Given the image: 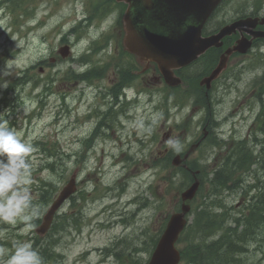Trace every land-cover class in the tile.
Masks as SVG:
<instances>
[{
    "label": "rangeland",
    "instance_id": "rangeland-1",
    "mask_svg": "<svg viewBox=\"0 0 264 264\" xmlns=\"http://www.w3.org/2000/svg\"><path fill=\"white\" fill-rule=\"evenodd\" d=\"M89 1L26 0L16 8L5 4L0 11V56H3L0 68L4 65L11 68V74L0 76V85L6 84L7 87L19 75L25 74L23 71L27 68L28 76L32 79L8 96L14 103L18 101L16 107L10 108L5 115L0 112V120L7 119L9 127L35 148L30 157L32 182L28 187L31 201L38 197L43 180L58 183L60 190L74 171L78 175V189L81 192L76 194L74 200L65 203L59 214L80 210L84 218L77 228L67 226L57 235L56 251L61 256L54 264H123L109 248L115 252L121 249L133 252L135 246L143 248L144 241L163 227L179 199L178 187L170 186L165 180L166 172L152 166L160 148L159 141L170 126H176L173 124L184 119L192 124L190 133H185L183 137L184 143L202 129L198 125L200 108H176L174 99H165L168 95L160 83L151 88L154 101L147 107H138L137 104L127 106L126 114L134 116L131 119H127V115L121 116L119 123L108 130L110 138L95 136L90 146L85 144L86 137L90 136L96 125V119H88V115L105 106L100 91L106 81L101 78L93 82L67 81L64 74L67 70L84 71L89 65L81 64L77 59L97 48L96 43H91L101 33H113L108 18L104 23L92 24L86 37L80 41L70 34L69 29L83 18ZM245 2L249 3L247 0L227 2L210 20L208 28L223 24L232 16L233 10ZM66 34L73 43L71 54L60 59L58 49ZM114 52L112 45H103L98 53H92L91 63L99 65L108 62ZM259 53L253 49L243 59V66L234 67L233 64L228 79L214 91V112L220 120L216 129L225 138L233 136L239 139L250 131L258 111L251 83L260 73H264V48L262 55ZM52 77L55 78L54 83L50 80ZM50 84L56 87L50 95L42 98L41 103L40 98L45 96L44 89ZM6 87L0 88V101ZM63 94H66L65 103ZM146 120L148 122L144 123ZM147 129L157 133L158 138L154 139V143L150 140L152 136H146ZM181 134L184 132L175 131L171 137ZM44 146L71 156L63 154L56 170H51L45 166L49 149L44 151ZM217 152L216 148L203 147L194 156L202 157L203 161L212 165L211 158L217 157ZM81 154L86 156L84 162L78 161ZM61 175L64 177L61 178ZM83 192L85 197L82 196ZM200 201L201 197L197 196L193 204ZM244 201L241 191L230 193L226 199V203L235 205L236 210L243 208ZM74 202H77L75 208ZM32 205L38 208L40 217L47 208L41 211L38 205ZM31 224L32 228L24 231L22 221L18 220L14 225L0 221V264H6L8 256L14 251L11 244L32 243L37 226ZM258 251L251 249L250 253L252 261L256 263L263 257V253ZM132 256L141 262L149 257L146 250L134 252Z\"/></svg>",
    "mask_w": 264,
    "mask_h": 264
},
{
    "label": "trees",
    "instance_id": "trees-1",
    "mask_svg": "<svg viewBox=\"0 0 264 264\" xmlns=\"http://www.w3.org/2000/svg\"><path fill=\"white\" fill-rule=\"evenodd\" d=\"M85 59L84 57L82 58ZM97 66H95L96 68ZM93 69L89 74H83L84 78L91 81L98 74ZM195 85V84H194ZM198 86V85H197ZM197 88V87H195ZM198 89V88H197ZM260 94V93H259ZM264 94V90L262 92ZM260 109L257 117L258 130L250 138L231 139L228 142L222 138L214 137L209 140L206 147L220 146L223 155L219 153V163L211 172L203 169L201 187L199 189L202 201L196 204L192 223L186 228L181 236L185 241L182 249V258L188 264H262L264 260V173L260 174L258 168L264 170V98L259 96ZM205 103V101H204ZM59 153H53L45 164L51 170H56L62 159ZM170 155L161 159L160 164L164 168L169 166ZM256 166V169L253 167ZM192 168L201 167L198 160L191 163ZM205 173V174H204ZM211 174V176H210ZM178 180L171 175V184L179 181L180 185H186L192 180L189 172L183 171ZM63 178L64 176L61 175ZM169 178V175L166 177ZM208 182L207 188L205 183ZM38 197L35 203L41 211L55 197L58 184L43 180L40 182ZM242 192L245 198L244 210L233 212L225 204L223 195ZM234 207V206H233ZM40 217L32 220L33 224H39ZM81 217L78 215H62L57 219L45 239L34 237L33 248L38 251L43 259V264L48 263L54 256V246L58 240L56 236L64 228L65 224L78 225ZM161 231V229H160ZM159 232H154L149 239L144 241L146 252L151 253L154 249ZM251 249L263 253V257L256 263L250 257ZM141 249L134 247L133 252L123 249L116 252L120 260L131 264H145L144 261L135 259L132 255Z\"/></svg>",
    "mask_w": 264,
    "mask_h": 264
},
{
    "label": "water",
    "instance_id": "water-1",
    "mask_svg": "<svg viewBox=\"0 0 264 264\" xmlns=\"http://www.w3.org/2000/svg\"><path fill=\"white\" fill-rule=\"evenodd\" d=\"M130 3L126 13L128 22L127 48L136 53L141 61H156L164 75L165 80L171 85H177L181 78L174 73V69L187 65L198 55L212 45L221 44L223 36L242 28V22L255 26L257 18L248 17L226 25L217 34L202 36V28L208 17L221 0H127ZM143 19L145 25L135 26V20ZM149 23V24H147ZM255 36H264V32ZM253 35V37H255ZM252 39L242 37L238 40L235 49L246 51L251 45ZM233 50L229 51L230 54ZM65 56L68 49L62 51ZM228 56H225L212 75L201 83L208 86L213 78H216L226 66ZM193 145L189 152L195 149ZM187 156V155H186ZM175 164L180 163L179 157L174 159ZM196 179L182 193L181 211L173 213L167 227L161 235L156 249L148 264H176L180 259V252L175 243L180 233L186 226V214L190 211L191 201L199 187ZM76 181L73 176L62 189L58 197L50 205L43 216V221L37 227V232L44 234L50 228L54 215L62 203L75 191Z\"/></svg>",
    "mask_w": 264,
    "mask_h": 264
},
{
    "label": "clouds",
    "instance_id": "clouds-1",
    "mask_svg": "<svg viewBox=\"0 0 264 264\" xmlns=\"http://www.w3.org/2000/svg\"><path fill=\"white\" fill-rule=\"evenodd\" d=\"M9 74L8 65L0 68V76ZM5 87L6 84L0 85ZM169 144L179 150L178 142L169 141ZM34 151L32 143L22 140L9 127L7 119L0 120V221L13 225L22 221L24 231L32 228L31 221L39 215L38 208L32 205L28 187L32 182L30 157ZM6 264H43V259L31 242H23L14 245Z\"/></svg>",
    "mask_w": 264,
    "mask_h": 264
},
{
    "label": "flooded vegetation",
    "instance_id": "flooded-vegetation-1",
    "mask_svg": "<svg viewBox=\"0 0 264 264\" xmlns=\"http://www.w3.org/2000/svg\"><path fill=\"white\" fill-rule=\"evenodd\" d=\"M101 4H103L102 8L104 9V11L112 10V12H115V13L118 14V18H116V26L119 27L120 35L122 36V31H121L120 27L121 26L123 27V24H122V21L120 22L119 20H122V16H123L124 10L126 8V5H125V8H124L123 7V3L117 2L116 0H102ZM256 29L258 30V29H262V28L261 27H257ZM244 33H245V35L249 36V34L247 32H244ZM114 41H115V43L117 45H119L121 43V41H122V37L114 38ZM117 50H118V48H117ZM125 69H126V71H120L119 72L120 79H119V76L115 77V75H114V78H112V77L108 78L107 77V83H109L110 87H105L106 88L105 89V93H104L105 96H110L111 94L114 95V91H117L119 89V81L120 80L122 81L123 85L125 86L129 82L126 79L129 76V73H135L137 75L136 76V81H139L140 83L146 84V85H150L152 83V81L154 80V78L156 79L155 70H154V67L151 66V64H149L147 66V68H144V69L142 68L143 71L141 73H139V70H135L134 71V70L130 69L129 67H126ZM134 87H135V89L137 91L138 90L137 87L133 84V85H131L129 87L130 89H126L128 92L125 93V91H123L121 93V96L125 97V99L128 102H130V101L132 102V98H133L132 93L135 92ZM115 103H116V105H121L122 104V100L119 99V93L117 95V100H115ZM108 104H110V102H108ZM128 104L129 103H126L125 105L131 106V107L133 106L132 104H129V105ZM107 109L108 108H105L104 111L107 110ZM121 109L122 108L119 109L120 112H121ZM108 117L109 118H113L114 117V113L113 112H109L108 113ZM208 121H209V119H208Z\"/></svg>",
    "mask_w": 264,
    "mask_h": 264
}]
</instances>
